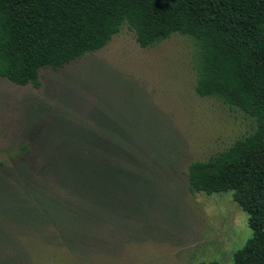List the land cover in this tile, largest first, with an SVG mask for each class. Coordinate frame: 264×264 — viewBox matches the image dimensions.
<instances>
[{
    "label": "rangeland",
    "instance_id": "374dc122",
    "mask_svg": "<svg viewBox=\"0 0 264 264\" xmlns=\"http://www.w3.org/2000/svg\"><path fill=\"white\" fill-rule=\"evenodd\" d=\"M196 52L179 33L141 47L125 24L105 47L42 68L40 87L0 76V162L27 144L28 179L45 189L57 217L41 233L12 227L27 235L0 241V258L13 245L26 261L0 264H233L253 236L249 214L232 191L192 190L188 166L227 149L257 121L197 93ZM91 154L105 158L108 178L91 171ZM1 193L12 198V190ZM98 201L101 213L93 212Z\"/></svg>",
    "mask_w": 264,
    "mask_h": 264
},
{
    "label": "trees",
    "instance_id": "16d2710c",
    "mask_svg": "<svg viewBox=\"0 0 264 264\" xmlns=\"http://www.w3.org/2000/svg\"><path fill=\"white\" fill-rule=\"evenodd\" d=\"M125 24L144 48L175 33L191 37L197 46V93L217 97L256 119L255 129L227 149L192 161L188 177L192 190L233 192L253 230L234 252L233 264H264V0H0V76L40 87L42 68L60 69L105 47ZM27 150L22 145L0 162V191L12 190V198L0 195L2 243H23L27 234L18 235L12 227L32 224L41 233L43 224L57 220L45 189L28 179L23 163ZM91 155V171L99 168L108 178L100 165L105 158ZM101 192L109 196L107 186ZM103 206L98 201L93 212L101 213ZM59 237L74 243L72 235ZM8 248L1 260L26 261L13 245Z\"/></svg>",
    "mask_w": 264,
    "mask_h": 264
}]
</instances>
